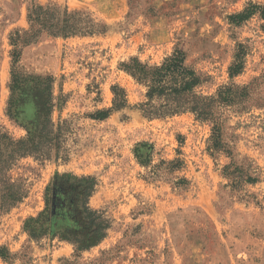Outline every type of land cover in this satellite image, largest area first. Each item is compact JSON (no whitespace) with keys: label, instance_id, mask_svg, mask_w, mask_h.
<instances>
[{"label":"rangeland","instance_id":"obj_1","mask_svg":"<svg viewBox=\"0 0 264 264\" xmlns=\"http://www.w3.org/2000/svg\"><path fill=\"white\" fill-rule=\"evenodd\" d=\"M36 4L89 12L108 26V32L68 39L44 36L25 49V70L54 76L57 91L64 89L68 102L55 119L79 118L68 163L41 165L28 158L13 171L15 177L28 179L31 191L19 208L0 213V247L12 255H27L28 264L70 259L71 245L49 238L30 242L25 225L45 210L46 189L56 176H92L99 185L90 205L104 211L113 227L83 261L120 248L105 264H264V107L227 113V137H235L231 145L239 159L254 162L260 176L258 184L232 194L223 176L231 160L224 154L210 155L212 128L192 115L149 122L132 109L102 122L86 118L112 106L113 85L125 88L130 105L136 107L146 89L120 66L133 57L160 64L176 48L184 51L188 66L208 79L201 89L204 94L232 82L243 86L258 81L264 97V0H0V133L16 139L26 131L7 115L10 36L30 28L29 10ZM252 6L260 8L252 18L241 25L231 22V16ZM239 45L245 47V70L232 79L229 69ZM33 115L27 107L25 120ZM137 149L145 158L150 156L151 167L175 159L184 167L172 181H150L152 168L141 164ZM181 179L189 185L178 187ZM22 261L0 257V264Z\"/></svg>","mask_w":264,"mask_h":264},{"label":"trees","instance_id":"obj_2","mask_svg":"<svg viewBox=\"0 0 264 264\" xmlns=\"http://www.w3.org/2000/svg\"><path fill=\"white\" fill-rule=\"evenodd\" d=\"M258 9V6H252L241 14L231 16L230 20L235 25H241L252 18L254 11ZM28 21V30H16L10 36L12 74L7 115L26 131V136L16 139L8 132L0 133L2 214L13 212L30 196L28 179L13 175L19 163L28 158L41 165L68 163L70 141L76 133L74 126L78 116L63 119L60 115L58 120L55 119L56 112L61 114L68 102L63 87L60 86L57 91L54 76L28 73L22 65L25 49L38 43L44 36L68 39L95 37L108 32V26L91 13L70 10L68 6L58 4L33 5L29 10ZM245 58V47L239 45L235 61L229 69L232 79L245 70ZM120 69L146 89L144 100L133 108L127 90L120 85H113L112 106L89 113L86 118L102 122L115 113L132 109L137 110L149 122L190 114L195 121L209 124L212 128L208 143L210 155L215 158L224 154L231 160L223 170V176L229 181L226 188L231 189V194L243 192L246 186L260 182L254 162L249 158L239 159L231 145L235 137H227L228 112L243 114L253 107H264V97L259 91L258 81L243 86L232 82L219 88L216 93L206 95L201 89L208 79L188 66L186 54L179 48L160 64L151 65L133 57L123 63ZM27 107H32L34 112L30 120H25ZM136 153L141 164L150 168V156L145 158L138 149ZM183 167L184 162L180 159L162 161L151 167L148 180L172 181L170 178ZM98 185V180L92 176H56L46 189L45 210L26 222L24 231L28 234L29 241L40 243L42 239L49 238L71 245L74 253L70 259L62 260V264H105L109 258H113L112 254L120 248L105 251L95 260L83 261L84 254L105 241L113 227V221L104 211L96 210L90 205ZM176 185L186 187L189 181L181 179ZM0 257L6 262L18 257L24 264L31 260L25 254L12 255L6 247H0Z\"/></svg>","mask_w":264,"mask_h":264}]
</instances>
